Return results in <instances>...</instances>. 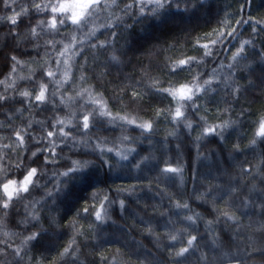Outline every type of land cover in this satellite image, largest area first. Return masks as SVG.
I'll list each match as a JSON object with an SVG mask.
<instances>
[{
	"label": "trees",
	"instance_id": "1",
	"mask_svg": "<svg viewBox=\"0 0 264 264\" xmlns=\"http://www.w3.org/2000/svg\"><path fill=\"white\" fill-rule=\"evenodd\" d=\"M40 2V0H37ZM31 0H16V3L10 8L3 5V0H0V16H11L22 8L30 7ZM178 11L173 7L168 13L166 22L162 23L158 20H146L143 24H136L132 20H128L129 24H133V28L128 30L125 37H119V43L115 46L121 48L123 45L127 48V39H131L134 47L123 55L125 63L119 70L108 67L103 69L106 73L104 79L97 78V72L103 68L105 57L102 55L99 61H94L89 55L90 49H86L84 55L77 57L74 61L72 72L75 73L76 83L83 87L91 85L96 93H102L105 100L108 101L109 106L113 112L121 110L122 100L117 97L124 85L135 86L138 89H143L144 82L141 80V70L145 65L150 66L149 70L152 75L158 76L163 83V87H168V80L170 73L166 68L167 57H179L181 54L187 56L198 55L199 49L193 48V39L204 33L210 31L212 28L218 26V21L224 15L225 11L234 15L233 10L238 7L237 0H206L203 7L197 6L195 9L189 11ZM247 13L259 18L264 16V0H252L248 5ZM50 15V13H49ZM241 17L245 15L244 12L239 14ZM45 14L37 13L34 9H30L28 15H21L17 17V25H12L5 20L0 23V34H4V44L6 45L0 50V70L7 71L11 67H16V72L12 73V80H17L18 77L28 74L29 65H14L10 61L12 55H16L23 61H29L30 66L35 68L36 64L33 61H41L44 58V53L48 52L50 59L48 67H55V55L53 49L45 46L46 39L53 38L51 34H42L38 40H33L31 37L23 39L19 47H15V40L18 37H23L27 29L35 26L36 21L45 19ZM61 34L55 35L56 40L64 39L62 34L71 28V24L62 25ZM238 31L242 34L241 39H248V33L251 31L247 25L237 26ZM39 31V29H38ZM9 32L12 35H8ZM255 35L256 52L264 50V40L258 34ZM103 35L100 39H104ZM39 43V48H33V45ZM183 45V47H180ZM234 45L238 46V40H226L224 44L218 45L219 55L215 60L208 59L207 65L192 67L195 71L204 73L202 79H208L207 73H210L212 68L219 65L221 61L228 64L231 61L228 59L230 53L225 49L234 50ZM156 46H160L159 54L153 58H149V51H155ZM59 48L60 46L57 45ZM168 48V51H164ZM85 56L88 57L85 62ZM254 56H249V61H254ZM83 64L81 69L79 65ZM39 71V70H38ZM81 71L84 72L86 80L80 81L79 75ZM224 68L220 75L228 72ZM235 73L234 79L240 85H244L246 91L242 93L237 99H233L228 94L222 83H214L212 88L215 91H210L206 94H201L197 104L199 110H188L189 118L194 122V130L185 129L182 124H176L172 121L171 115L165 111L168 108L174 109L175 102L170 103L172 98L167 94H145V99L139 102V105H130L127 111L133 113L143 121L154 122V132L147 137L140 136V130L130 131L129 135L133 137H140L138 142H127L126 146L134 148L136 151L132 157L139 161L144 156H151V160L141 170H136L129 165V168L119 170L118 174L110 173L106 166H103L96 156L92 155L87 158L96 161L95 176L85 185L77 186L66 185L71 187V195L69 197L58 196L55 201L52 197L46 196V189L56 188L58 177H54L53 173L58 170H63L65 166L64 161L57 164L43 165V174L35 178L39 181V187L35 188L28 198L21 202H14V207L10 209L15 220L22 218L26 214L24 204L29 200L38 201L33 205V210L41 217V223L48 229L49 232L54 233L52 236H44L42 239L45 242L35 243V247L30 246V257L33 258H47L52 259L59 251L62 250L69 237L73 235V226L63 225L68 224V221L76 217L79 221L75 227L81 229L84 235L77 236L78 246L80 247L79 257L84 264H108V261H101L96 253H107L109 259L118 256L119 264H174V253L180 247L186 244L188 238L185 233V240L183 243L176 242L174 245L170 242L165 233L177 232L183 228L187 221L184 216L193 213H200L203 217L194 225L188 228V233L197 236V243L200 245L201 239L211 243L213 234L219 236L221 240L228 241L233 233L225 229L224 221L218 224H213L214 232L206 231L208 228L207 221L215 219V213L212 211L211 201L219 199V195L224 190V187L229 183V178L232 177L231 183L235 185L239 192H246L245 185H249L250 181L245 179L246 174L241 172V166L254 171L252 165L259 159V155L244 147L249 138L252 122L257 120L261 112H264V95L261 94L264 89V66L254 63V71L249 73L243 70L241 65L238 69L232 70ZM38 77V72L37 76ZM0 79H4L0 75ZM47 78L45 77V80ZM181 83L186 80H191V76L187 73H182L179 76ZM252 79L255 83L252 86L248 85V80ZM102 81V82H101ZM137 81H140L137 84ZM29 81H18L16 88L23 89L31 87ZM73 84L65 85L67 92L71 94ZM65 89H61L64 92ZM131 87L128 88L123 97V102L129 101V94ZM0 92H4L3 85H0ZM7 95L15 97L16 90L9 89ZM247 97V99H245ZM56 104H59L57 98H53ZM19 97H16V102L9 101V106L14 104V107H20L22 113L7 112V116L12 117V121L6 119L5 115H0V121L6 124L11 123V127L0 128V136L8 137L12 129L20 126L23 127L28 117H35L36 119H43L50 121L54 115H63L64 113L59 108H52L48 104L45 108L43 105L34 107L31 103L20 104ZM83 101L81 100L80 103ZM79 104L75 105L78 107ZM248 111L240 115L243 109ZM160 109L163 115L156 117L155 110ZM207 109V111H205ZM204 117L207 125L221 124L223 121L232 119L239 120V124L235 131L229 130L225 133L228 136L227 140H221L219 137H209L206 141H197L195 138L199 135L205 121L201 120ZM34 134L39 135L38 126L32 130ZM175 131L176 136L168 135ZM94 136H106L110 140L120 134L119 129H112L107 126H100L99 131L97 127L92 129ZM14 136L10 140H0V144L12 143ZM203 147H200V145ZM239 144L241 150L236 152L232 145ZM63 154L75 159L78 158V153L69 151L63 145ZM5 152L10 153L11 159L15 160L16 153H12L11 149H4ZM20 151V159H24L29 155L28 152ZM48 153L40 155L42 161ZM207 157V159H202ZM235 157V159H233ZM184 166L186 180L181 184L179 178L175 181H165L161 179L157 185L156 177L161 169L165 166L175 167L177 162ZM165 161L169 163L166 165ZM8 167H13L8 163V160L0 162ZM25 164H30L35 167L31 161L25 160ZM115 167V164H114ZM14 169V168H13ZM23 169H21L22 171ZM12 178H16L19 173L15 170L11 173ZM259 183V181H258ZM135 185L131 195L128 193H121V197L126 198L127 207L121 210L118 205L110 210L111 219L100 224V227L93 234L89 232L88 225L96 223L94 216L91 214L94 209L90 208L89 214L80 211L77 217V211L87 203L92 205L95 203L90 198V193L96 188H103L112 197L117 193V187H130ZM219 185L220 187H213ZM211 189V195L206 197L208 203L196 199L198 192H207ZM239 192L237 194H239ZM43 198V199H42ZM228 199L227 196L224 197ZM46 201V202H45ZM177 201L187 202L189 209H177L174 207ZM233 203H237L236 199ZM219 206L225 207L224 200H219ZM237 215L241 216V223H248V218L242 214L241 209H234ZM247 211V210H244ZM51 217H55L61 224V227H56L49 223ZM255 218V217H254ZM151 222V227L154 229L152 234L146 231ZM29 229L23 230L25 234ZM21 230L20 228L15 229ZM241 240L246 239V234L243 232L236 233ZM233 248L231 251H239L235 247V240L232 241ZM119 249V252L117 250ZM245 252L250 253V256H257V253H251V250L244 245ZM204 253H208V249H203ZM186 258H183V264H200L198 259V252H190ZM240 257L235 256L230 260H226V264H234ZM30 260V261H31ZM61 264H73L72 258L67 257Z\"/></svg>",
	"mask_w": 264,
	"mask_h": 264
},
{
	"label": "snow or ice",
	"instance_id": "2",
	"mask_svg": "<svg viewBox=\"0 0 264 264\" xmlns=\"http://www.w3.org/2000/svg\"><path fill=\"white\" fill-rule=\"evenodd\" d=\"M206 0H31L30 7L22 8L20 11L15 12L11 16H0V23L5 20L9 21L12 25H17V17L21 15H28L30 9H34L37 13L45 14V19H39L36 21L35 26L27 29L23 37H18L15 40V47H19L23 39L31 37L33 40H38L42 34H51L53 38L46 39L44 41L45 46L53 49L55 55V67H48V61L51 58L48 52L44 53V58L41 61H33L36 67L30 66L29 61H23L16 55L10 57V61L14 62V65H29V71L27 75L20 76L17 80H12V73L16 72V67L13 66L7 71L0 70V75L4 76V79H0V85H3L4 92H0V115H5L6 119L12 121V117L7 116V112L22 113L20 107L9 106V101L16 102V97H19V103L24 104L26 102L31 103L34 107L43 105L45 108L48 104L52 105V108L56 107V102L53 98L59 100V110L63 112V115H54L50 121L43 119H36L35 117H28L23 127L17 126L12 129V132L8 137L0 136V140H10L12 136L15 139L12 143L0 144V162L5 159L13 167H8L3 163H0V236L10 239L13 243L17 239H21L20 234L15 230L23 226L24 230L28 229V226L36 227L40 225L43 231V225L41 223V217L33 210V205L38 201L29 200L24 204L26 214L19 220H15L12 216L10 209H12L14 202H21L28 198L35 188L39 187L38 181L35 179L38 174L42 175L43 165L57 164L60 161L65 162L63 170H58L53 173L54 177H58L56 188L58 191L62 190L61 185H67L69 181L90 182L95 176L96 161L87 158L89 156H96L103 166L109 169L110 173L118 174L119 170L129 168L131 164L136 170L143 169L148 162L152 159L151 156H144L139 161H136L132 154L136 151L134 148L127 147V142H138L140 137H133L129 135L130 131L140 130V136L147 137L154 132L153 121H143L132 112L127 111L130 105H139V102L144 101L145 94H167L172 100L170 103L175 102L176 107L174 109L168 108L167 111L172 118V121L176 124H182L185 129L194 130V122L189 118L188 110H199L197 101L201 94H206L210 91H215L212 88L214 83H222L223 86L229 90L228 94L233 99H237L242 95L246 88L244 85H240L238 81L234 79L235 73L233 69L243 67L244 71L249 73L254 71V63H258L264 66V50L256 52L255 35L258 34L262 40H264V16L259 18L247 13L248 5L252 0H237L238 7L233 10L234 15L225 11L224 15L218 21V26L212 28L208 32H204L193 39V48L199 49L198 55L187 56L181 54L179 57L173 58L167 57L166 68L170 73L168 80V87H163L162 81L158 76L152 75L148 65H145L141 70V80L144 82L143 89H138L135 86L124 85L121 91L117 94V97L122 100L121 110L113 112L107 100L104 99L102 93H96L92 87H83L79 85L74 91V95L65 96V85L76 84L75 73L72 72L74 61L77 57L84 55L86 49H90L89 55H91L94 61H99L103 55L105 57L102 69L108 67L116 68L119 70L125 63L123 54L120 48L115 45L118 43V38L122 32H126L133 28V24H129L128 20L134 21L136 24H143L146 20H158L162 23L166 22L168 13L175 7L178 11L181 10L183 5V11L187 12L190 9H195L197 6L203 7ZM16 3V0H3V5L6 8L12 7ZM244 12L245 15L241 17L239 14ZM50 13V15H49ZM71 24L72 28H69L62 35L66 38L56 40L54 37L57 34H61L62 25ZM247 25L251 31L248 33V39H241V33L238 31L237 26ZM39 29V31H38ZM75 29V31H73ZM8 35H12L9 32ZM103 35L105 38L100 39ZM4 34H0V50L6 45L4 44ZM226 40H238L239 45H234V50L225 49L229 51L230 55L228 59L231 61L228 64H224L223 61L216 67L212 68L210 73H207L208 79H202L205 75L199 71H195L193 65L201 66L207 65L208 59L215 60L219 55L218 45L224 44ZM57 45L60 47L58 48ZM39 43L33 45V48H39ZM183 47V45H180ZM161 50L160 46H156L155 51H149V58L159 54ZM164 51H168V48H164ZM254 56V61H249V56ZM88 57L85 56V62ZM83 69L84 65H79ZM224 68L229 71L222 76L220 73ZM39 70V71H38ZM38 72V77L37 76ZM182 73H187L191 76V80H186L181 83L179 76ZM106 73L104 70L97 72L98 79H104ZM45 77L47 78L45 80ZM79 80H86V76L82 71L79 75ZM18 81H29L31 87L23 89H17L16 85ZM140 81H137L139 84ZM255 82L252 79L248 80V85L252 86ZM131 87L129 94V101L123 102V97L126 94L128 88ZM9 89H15V97L7 95ZM61 89H65L61 92ZM59 91V95L56 92ZM261 94L264 95V89ZM247 99V97H245ZM83 101L80 103V101ZM51 101V103H50ZM79 104V107L85 109V111H71L68 109L75 108V105ZM264 107V105H262ZM91 109V111H87ZM207 111V109H205ZM245 108L241 111L240 115L247 112ZM163 115V111L160 109L155 110V116L159 117ZM201 120L205 121V127L202 128L199 135L195 138L197 141H206L209 137H219L221 140H227L228 136L225 133L229 130L235 131L239 120H226L221 124L207 125V121L204 117ZM14 123V121H12ZM254 134L251 145L257 143L264 144V112L254 122ZM107 126L112 129H119L120 134L113 139H109L106 136H94L90 135L92 129L97 126ZM39 128V135L34 134L32 129ZM11 127V123L6 124L4 121H0V128ZM176 132H170L168 135L176 136ZM71 142V143H69ZM67 147L69 151L78 153V158H71L67 154H63V147ZM200 147H203L201 144ZM233 150L239 152L241 146L239 144L232 145ZM244 147L248 148V145ZM4 149H11L12 153H16L19 158V163L11 159V155L5 152ZM23 150L29 153L24 159H20V151ZM43 153L50 154L45 156L43 160H40V155ZM207 159V157H202ZM235 159V157H233ZM25 160L31 161L36 164L35 167L30 164H25ZM169 162L165 161L167 165ZM115 164V167H114ZM252 167L255 172L250 171L248 168L241 166V172L249 175L253 178L259 177L260 191L264 192V153L259 155V159ZM13 168L19 173L16 178H12ZM21 169H23L21 171ZM179 178L181 184L185 183L186 174L184 166L179 163V160L175 167L165 166L160 170L156 177L157 185L161 179L165 181H175ZM233 178H229V183L224 187V190L219 195V199H213L211 201L212 211L216 214L214 220H208V228L210 235L215 231L212 228L213 224H218L221 219L224 221L225 229L232 231L233 235L228 241L218 242L215 237L212 236V243L222 248L221 257L224 260H230L234 258V254L231 251L232 241L237 238L236 233L240 231V228L246 227L248 230L262 231L264 232V201L260 205L259 219L255 220L249 218V223L244 225L241 223V216L237 215L234 209H237V205L233 203L236 199V194L239 189L231 183ZM135 185L130 187H117L115 192L117 195L112 197L103 188H96L90 193V198L93 203L89 205L85 203L80 210L77 211V217L80 211L85 214H89L90 208L94 209L91 213L95 222L88 225V231L95 234L96 230L100 227V224L111 219L110 210L117 206L124 210L127 207L126 198L121 197V193L132 194ZM220 187L219 185L213 186ZM250 192L257 191V185L252 184L249 188ZM211 195V189L207 192H198L196 195L197 200H201L208 203L206 197ZM47 197H51V193H46ZM228 199L225 200L224 197ZM43 199V198H42ZM219 200H224L225 207L219 206ZM46 202V201H45ZM177 209H189L190 206L187 202L177 201L174 205ZM248 205L246 201H241L239 208L247 209ZM256 212L252 213V217H255ZM203 217L200 213H193L191 215L184 216V220L187 224L181 228L178 232L165 233L168 236L170 242L174 245L176 242L183 243L185 240V233L188 238L186 244L176 250L172 255L175 259L174 264H183V258L190 252L198 250L200 245L197 243V236L188 233V228L194 225L198 220H202ZM79 221L76 217L68 221V225L73 226V235L69 237L68 241L63 246L62 250L54 256L52 259L33 258L29 264H61L67 257L72 258L73 264H84L80 260L79 253L80 247L78 246L77 236L84 235L81 229L75 227ZM49 223L56 227H61V224L55 217H51ZM149 226L146 231L149 234L154 232V229L150 226L151 222H148ZM41 238L40 233H32L23 237L21 240L22 246L35 247V241ZM4 239H0V245H4ZM11 247V245H8ZM17 259H22L21 251L19 248L12 249ZM119 252V249L117 250ZM101 261H108V264H119L118 256H113L109 259L107 253H96ZM5 253L0 251V264H12L11 261H6L3 257ZM261 258L264 259V253L261 254ZM202 260H206V256L201 257Z\"/></svg>",
	"mask_w": 264,
	"mask_h": 264
},
{
	"label": "clouds",
	"instance_id": "3",
	"mask_svg": "<svg viewBox=\"0 0 264 264\" xmlns=\"http://www.w3.org/2000/svg\"><path fill=\"white\" fill-rule=\"evenodd\" d=\"M72 28V25H71ZM73 31H75V29H73ZM126 34H128V31L126 32H122L121 37H125ZM119 43V41H118ZM127 48H125L123 45L121 46V51L123 55H127V52L129 50H131L132 47H134V45L132 44L131 39H127ZM103 70V69H101ZM82 72V71H81ZM102 82V81H101ZM79 86L78 83H76L75 85H73L72 88V92L71 95L75 94V89ZM91 85H88V87ZM65 96L70 95L69 92H65L64 93ZM56 95H59V91L56 92ZM51 103V101H50ZM56 107H59V104H56ZM69 112L71 111H85V109L78 107L75 108H70L68 109ZM87 111H91V109H88ZM261 115V113H260ZM259 115V116H260ZM254 122V121H253ZM252 122V126H251V131L249 133V138H248V142L246 145H248V149L254 153H257L258 155H260L261 153H264V144H255V145H251V141L253 138V134H254V123ZM101 125L97 124V131H99V127ZM90 135H94L93 133H91ZM71 143V142H69ZM14 161H17V163H19V158L16 157ZM43 171V169H41ZM13 171H15V168L13 169ZM255 172V169L254 171ZM245 179H248L250 181L249 185H245L244 187L247 188L246 192H239V194H236V205L239 208V205L241 203V201H246L247 202V211H244L245 209H241L242 210V214L244 216H246L248 218L251 217L252 219L258 220L259 219V214H260V205L261 202L264 201V192H261L260 189V184L258 183L259 181V177H256L255 179L253 178V176L251 174L247 175L245 177ZM39 183V181H38ZM87 182L86 181H79V182H72L69 181L67 185H85ZM252 184H256L257 185V191L255 192H250L249 188ZM61 189L60 191L57 190V188H48L46 189V193H51V197L53 198V201H55V199L58 196H63V197H69L71 195V187H66L65 185H61ZM237 192V193H238ZM15 205H13L14 207ZM256 212V216L255 218L252 217V213ZM21 219V218H19ZM18 219V220H19ZM249 223V222H248ZM248 223L244 224L247 225ZM43 225V224H42ZM30 225L28 226L29 229ZM21 230L17 231L20 236L21 239H17L15 240V242L13 243L10 239L4 238L2 236H0V239H4V245H0V251H3L5 253V256L3 257L6 261H11L12 264H29L31 257H30V246H22L21 244V240L23 239V237L30 235L32 233H40L41 238L37 241H35L34 243H40V242H45L43 241V237L44 236H52L54 235V233L49 232L48 229L47 231H43L40 225H37L36 227H31L29 231H27V233L25 234V232L23 231L24 228L23 226L20 228ZM43 229H46L43 226ZM239 232H243L246 234V239L245 240H241L238 236L235 239V247H237L239 249V251H232L234 256H238L240 257V259L236 260L234 262V264H264V259L261 258V254L264 253V232L262 231H255L253 230H248L246 227L240 228ZM213 237L216 238V240L218 242L223 241L221 240V238L215 234H213ZM211 239V243H209V241L207 240H203L201 239V243H200V247L198 250H195V252H198V259L200 261V264H226V260L222 259L221 257V253L223 251L222 248L218 247V245H214L212 243V237ZM8 245H11V247H9ZM244 245H247V247L251 250V253H257V256H250V253L245 252L244 250ZM19 248L21 251V255H22V259H17L12 251V249H17ZM207 248L208 249V253L205 254L203 249ZM232 248H233V244H232ZM191 254V253H189ZM202 256H206L207 259L206 260H202L201 257Z\"/></svg>",
	"mask_w": 264,
	"mask_h": 264
}]
</instances>
